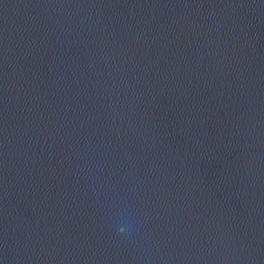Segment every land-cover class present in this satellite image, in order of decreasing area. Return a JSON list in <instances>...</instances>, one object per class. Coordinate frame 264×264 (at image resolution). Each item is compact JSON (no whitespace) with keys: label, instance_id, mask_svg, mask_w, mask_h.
<instances>
[{"label":"water","instance_id":"obj_1","mask_svg":"<svg viewBox=\"0 0 264 264\" xmlns=\"http://www.w3.org/2000/svg\"><path fill=\"white\" fill-rule=\"evenodd\" d=\"M211 142L264 228V0H94Z\"/></svg>","mask_w":264,"mask_h":264}]
</instances>
